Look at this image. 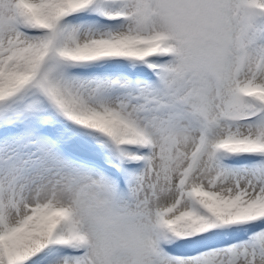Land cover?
Listing matches in <instances>:
<instances>
[{"label": "snow or ice", "instance_id": "6c2138e0", "mask_svg": "<svg viewBox=\"0 0 264 264\" xmlns=\"http://www.w3.org/2000/svg\"><path fill=\"white\" fill-rule=\"evenodd\" d=\"M0 264H264V0H0Z\"/></svg>", "mask_w": 264, "mask_h": 264}]
</instances>
